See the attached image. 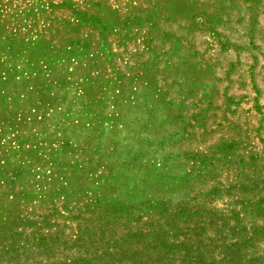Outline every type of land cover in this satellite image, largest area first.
Listing matches in <instances>:
<instances>
[{
	"label": "rangeland",
	"instance_id": "1",
	"mask_svg": "<svg viewBox=\"0 0 264 264\" xmlns=\"http://www.w3.org/2000/svg\"><path fill=\"white\" fill-rule=\"evenodd\" d=\"M0 264H264V0H0Z\"/></svg>",
	"mask_w": 264,
	"mask_h": 264
}]
</instances>
